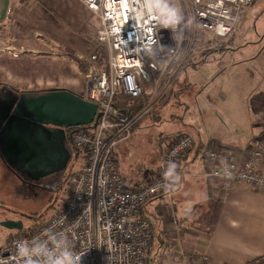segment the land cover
I'll use <instances>...</instances> for the list:
<instances>
[{"label":"built area","instance_id":"obj_1","mask_svg":"<svg viewBox=\"0 0 264 264\" xmlns=\"http://www.w3.org/2000/svg\"><path fill=\"white\" fill-rule=\"evenodd\" d=\"M79 1L100 21V29L94 34V52L80 58L86 66L82 98L97 106L99 118L89 126L65 130L68 147L86 155L79 170L68 177L64 207L34 231L5 241L0 246V264H17L18 243H26L29 250L39 249L40 255L31 259L46 264L50 253H54L52 260L60 255L62 249L57 245L65 240L80 255L81 264L149 263L153 235L143 209L149 201L173 189L165 187L167 164L175 162L179 172L193 140L187 134L171 139L161 156L159 171L142 186L131 189L118 172L115 155L118 144L133 134L137 117L117 118L114 101L137 99L143 94L154 96L170 63L180 59L178 71L184 66L194 43L196 24L199 47L216 52L245 18L246 10L260 0H191L190 17L195 23L189 35L185 29L182 37H174L171 28L150 19L146 10L138 22L136 17L141 15L138 11L144 0ZM219 25L227 29L223 36L217 34ZM26 53L43 51L28 49L17 54ZM144 84H149V91L144 90ZM202 154L208 166L207 177L221 183L223 195L232 185L264 192V135L253 137L245 150L215 149L210 145ZM225 161L231 179L224 176ZM174 252V245L164 242L152 257L172 256ZM194 253L192 256H199L194 263H208L207 256Z\"/></svg>","mask_w":264,"mask_h":264},{"label":"crops","instance_id":"obj_2","mask_svg":"<svg viewBox=\"0 0 264 264\" xmlns=\"http://www.w3.org/2000/svg\"><path fill=\"white\" fill-rule=\"evenodd\" d=\"M99 29V18L79 0H0V90L8 91L4 87L10 86L20 92L65 89L81 94L86 66L80 58L94 52V34ZM34 44L39 47L29 50L39 48L43 53L17 54ZM257 62L264 69V61ZM184 74L179 78L185 82L184 89L189 90L191 84ZM257 83L252 81L248 106L243 110L246 118L252 117L245 128L249 125V130L254 129L245 141L241 139V130L236 140L221 136L215 115L207 111L213 110L214 107L207 109V106L214 99L192 97L182 103V111L188 109L195 117L186 119L181 133L191 136L196 147L180 162L179 183L149 201L143 209L150 223L152 244L154 238L164 244L166 235L178 236L171 256L173 264H193L190 257L194 252L207 256V264H245L264 255V192L232 185L223 195L221 183L207 177L208 166L203 160L202 165L198 163L201 167L194 168L204 145L245 150L253 137L264 135V87ZM195 91L192 89V96ZM217 96L221 103L226 100L223 93ZM216 133L219 139L214 138ZM143 184L133 182L129 188ZM194 225H199V231ZM184 237L187 241L182 245Z\"/></svg>","mask_w":264,"mask_h":264},{"label":"rangeland","instance_id":"obj_3","mask_svg":"<svg viewBox=\"0 0 264 264\" xmlns=\"http://www.w3.org/2000/svg\"><path fill=\"white\" fill-rule=\"evenodd\" d=\"M178 3L185 17L189 18L192 9L191 0H178ZM34 45L33 48L28 49L39 47V44ZM221 45V48L210 53L205 60L202 62L193 61L194 65L184 71V76H188V83L192 88L190 86L189 90H185L180 81V84L174 86L176 88L171 93L166 94L169 103L159 113V117L154 121L142 119L131 137L118 144L115 155L118 172L129 187L133 186V182H148L160 167L161 156L166 144L173 136L186 134V132L181 133V125L185 123L186 119H194L195 116L188 109L182 111L184 107L182 103L192 97L194 100L202 97H207L208 100L214 99V101L212 100L213 104L209 101L210 106H207V109L214 107L213 110L207 111L215 115V122L219 124L218 129L221 136L223 134V138L229 137L236 140L241 136L240 130L243 133L241 137L243 141L251 137L254 129L249 130V125L245 128V123L249 124L252 117L246 118L243 110L248 106L246 103L251 93L252 81L258 82V86L264 87V69L259 66L261 62H257L258 60L264 61V0L255 2L246 11L245 18L235 26L228 41ZM255 78H258L259 81H256ZM148 86L149 84H144L146 92L150 90ZM255 87L257 88L256 85ZM192 89L196 90L193 96L191 95ZM83 93L84 89L82 88L81 94L78 95L82 97ZM217 93L225 94L226 100L223 103L218 101ZM175 97L178 99L174 100ZM241 101L242 103H240ZM175 103L177 107L174 106ZM233 133L236 136H233ZM214 138L219 139L218 133ZM200 154L194 163L195 169L202 165L203 154L202 152ZM73 155H77V157L75 158ZM85 155L84 152L72 153L62 174V182L54 193L39 189L32 191L7 168L0 157V221H21L23 229L27 230L33 229L34 224L39 226V223L42 224V221L54 216L56 209L61 210L67 200L69 175L79 170ZM193 228L199 231V225H194ZM14 232L0 228V246L12 238ZM164 239V242L172 243L176 249L179 240L177 235H166ZM154 240L148 264H173L174 260L171 256L152 257L163 245L162 242L157 241L158 238L157 240L154 238ZM181 241L184 245L187 238L184 237ZM192 254L195 255V253Z\"/></svg>","mask_w":264,"mask_h":264},{"label":"water","instance_id":"obj_4","mask_svg":"<svg viewBox=\"0 0 264 264\" xmlns=\"http://www.w3.org/2000/svg\"><path fill=\"white\" fill-rule=\"evenodd\" d=\"M4 88L13 94L9 101L0 102V152L7 168L17 176L33 170L34 179L64 171L72 156L65 130L98 120L97 106L65 89ZM0 228L19 232L23 224L0 221Z\"/></svg>","mask_w":264,"mask_h":264},{"label":"clouds","instance_id":"obj_5","mask_svg":"<svg viewBox=\"0 0 264 264\" xmlns=\"http://www.w3.org/2000/svg\"><path fill=\"white\" fill-rule=\"evenodd\" d=\"M145 10L150 19L158 21L165 28H171L173 30L174 37H182L184 30L191 29L195 23L194 17H185L182 8L179 6L178 0H144L142 7H140L138 11L141 15L136 17L138 22L140 19H143ZM195 26L199 27V24H196ZM177 29H179V32H177ZM149 31H151V29H149ZM216 31L218 35L223 36L225 35L227 29H225L223 25H219ZM150 46L151 44L148 45L149 49ZM177 168L178 165L175 162H168L166 170L163 174L166 181L165 187L167 189L174 188V186L178 184L181 179ZM223 173L225 178H232L230 166L226 161L224 162ZM57 247L62 249L60 251V255L56 259L52 260L51 256L54 255V253H50L49 260L46 264H81L80 255L71 250L66 240L61 241ZM33 255L39 256L40 250H29L26 243L17 244V253L15 257L17 264H19L20 260H24V264H36V261L31 259Z\"/></svg>","mask_w":264,"mask_h":264},{"label":"trees","instance_id":"obj_6","mask_svg":"<svg viewBox=\"0 0 264 264\" xmlns=\"http://www.w3.org/2000/svg\"><path fill=\"white\" fill-rule=\"evenodd\" d=\"M187 10V8H185ZM198 28L196 27L195 35H194V43L191 46L190 52H188V55L186 57V60L184 62V66L180 68L178 71L177 69L180 66V59L177 61H173L169 65V70L165 73L163 76L161 82L159 83L157 87V92L154 96H148V95H142L141 97L137 99H129V98H119L114 101V105L118 111L117 118L119 119H132L137 117V120L135 121V128L141 123L142 119L148 120V121H154L159 117V113L162 111V109L169 103V98L167 97V93H171L175 88L174 86H178L180 84V75L182 72L187 70L189 66L194 65L193 61H199L202 62L205 60L210 53L215 52V50H203L198 45V36L196 32H198ZM186 35H189V29H186ZM187 50V48H186ZM196 55V57H194ZM199 57L198 59H196ZM81 63V62H79ZM83 63V62H82ZM81 63V64H82ZM84 64V63H83ZM173 76L172 80L170 78ZM185 82H182L181 84L185 88L186 85ZM186 89V88H185ZM176 93V92H175ZM176 96V95H175ZM178 97H175L174 100H177ZM171 102V99H170ZM175 107L176 103L174 104ZM134 128V129H135ZM134 131V130H133ZM183 135V134H181ZM177 136V135H176ZM176 136H173L171 139H174ZM189 136V135H188ZM191 137V136H190ZM192 138V137H191ZM193 140V148L191 151H193L196 147V143ZM205 145L201 147V152H203ZM72 153H78L76 150L72 149ZM164 151V150H163ZM199 152V153H201ZM184 158V157H183ZM59 209H56L58 211ZM44 222V221H42ZM41 224V223H39ZM35 227V228H34ZM38 227L37 224L33 225V229H27L22 231H15L14 236H17L23 232H32ZM199 256H192L190 261L194 264V262L198 261ZM196 264V263H195ZM245 264H264V255L257 257L253 260L248 261Z\"/></svg>","mask_w":264,"mask_h":264},{"label":"flooded vegetation","instance_id":"obj_7","mask_svg":"<svg viewBox=\"0 0 264 264\" xmlns=\"http://www.w3.org/2000/svg\"><path fill=\"white\" fill-rule=\"evenodd\" d=\"M13 97L11 91H1L0 90V102L9 101L10 98ZM1 149V147H0ZM0 157L3 159L1 152ZM4 161V159H3ZM65 171V170H64ZM64 171L58 170L54 173L47 175L43 178L34 179L37 173H34L33 170L25 171L21 176H17L23 184L26 185L29 189L33 191V189L45 190L50 193H54L56 189L60 186L62 182V174Z\"/></svg>","mask_w":264,"mask_h":264}]
</instances>
